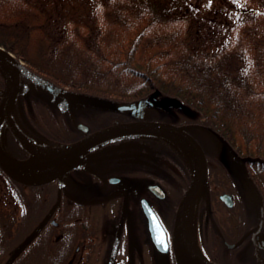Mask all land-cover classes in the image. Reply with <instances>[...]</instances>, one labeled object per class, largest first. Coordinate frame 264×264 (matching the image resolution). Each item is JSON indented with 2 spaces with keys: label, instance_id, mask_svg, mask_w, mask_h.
I'll use <instances>...</instances> for the list:
<instances>
[{
  "label": "trees",
  "instance_id": "16d2710c",
  "mask_svg": "<svg viewBox=\"0 0 264 264\" xmlns=\"http://www.w3.org/2000/svg\"><path fill=\"white\" fill-rule=\"evenodd\" d=\"M172 10L164 0H0V47L54 86L125 104L157 93L196 110L197 124L245 158L262 205L257 221L243 220L241 211L237 216L244 229L257 222L264 234V0H218L206 13L191 8L174 16L186 11ZM3 84L0 73V89ZM13 109L37 144L80 139L56 109L37 100L22 99ZM95 112L89 131L134 120L131 112ZM127 138L162 142L170 150H159L164 160L176 163L178 156L184 163L178 148L162 137L107 142ZM203 211L200 220L211 222L210 205ZM217 236L212 231L208 239L221 240ZM205 257L214 260L208 252Z\"/></svg>",
  "mask_w": 264,
  "mask_h": 264
},
{
  "label": "flooded vegetation",
  "instance_id": "af4514ba",
  "mask_svg": "<svg viewBox=\"0 0 264 264\" xmlns=\"http://www.w3.org/2000/svg\"><path fill=\"white\" fill-rule=\"evenodd\" d=\"M10 116L22 137L26 140L34 138L29 125L21 119L18 110L13 109ZM77 130L81 134L79 138L92 132L89 131V126L87 132ZM137 139L143 138L102 142L92 146L83 153L88 158L87 162L75 170L91 175L90 169L93 164L96 165L95 161L107 168L108 158L113 157L108 154L107 147L116 143L130 146L127 142ZM158 146L160 149L169 148L162 142H159ZM0 147L15 158H28V153L21 147L4 120L0 124ZM158 148L155 147L151 151L153 156L128 153L114 160L112 164L124 169V187L120 191L110 190L105 197L98 200L99 202H90L91 204L78 200L77 196L69 193L64 184H58V181L28 186L13 181L0 170V264H147V250L167 264H177L175 251L182 255L185 251L181 249L180 236L174 238L175 217L179 201L190 183V174L187 163L180 162L178 156H173L176 163L164 160L159 155ZM136 149L139 148L132 147L131 152ZM215 175V172L210 174L207 163L205 185L208 187V197L203 198L205 200L201 206L199 203L196 208V201L193 207L191 237L194 249L204 257L205 252H208L214 260L221 258L247 264H264V234L257 229L259 224L255 222L246 225L245 229L242 227V221L237 219L238 214L235 213L233 194L223 186L217 192L216 202L223 212L229 215H221L224 225L218 224L214 210L208 204L215 201L211 197L212 187L218 188L221 184ZM90 177L94 181V176ZM65 178L64 175L63 180ZM107 178H111L110 175ZM116 178V181L109 180V183H118L121 176L117 175ZM95 184L101 187V179ZM154 185L162 190V196L149 189ZM221 194L230 195L231 207L221 202ZM119 195L123 201L112 198ZM82 198L86 199L84 196ZM142 200L148 202L164 232L166 244H161L159 248L150 237L141 207ZM104 202L107 210L105 222L100 221L96 213V207ZM209 205L212 209V221L194 222L195 210L200 218L203 209ZM230 209L233 211H229ZM119 212L123 216V228L120 230L108 220V216L116 218ZM206 231L207 237L202 238L201 234ZM212 231L219 232L216 238L221 240H209ZM104 236L106 241L103 240ZM247 245L253 249L250 259L241 257Z\"/></svg>",
  "mask_w": 264,
  "mask_h": 264
},
{
  "label": "rangeland",
  "instance_id": "374dc122",
  "mask_svg": "<svg viewBox=\"0 0 264 264\" xmlns=\"http://www.w3.org/2000/svg\"><path fill=\"white\" fill-rule=\"evenodd\" d=\"M164 1L167 4L168 9H173L172 12H174L176 9H181V7H183V10L185 9L186 12L173 13L174 16L178 14L184 15L187 12H190L189 9L191 8L200 9L202 12L208 11L209 9H212L215 6L216 2H218V0H204L198 2L195 0ZM88 11L89 8L84 6L83 13H86ZM71 13L72 11H70V14ZM27 85V88L20 91L17 97V101H20L22 99L37 100L45 106H48L52 109H56L59 112L56 113L58 115L57 117H60L61 115L62 117L67 119L70 128H76L77 125H83L88 127L92 123H94V121H96V119H94V114H96L97 112L93 111L94 107L81 103H73L64 99H58L48 94L44 90L32 86L29 83ZM153 95L158 94L150 93L149 96L146 97V99L134 106L136 107L135 110L132 111V116L134 117V120L165 123L187 129V133L197 142L198 145H200L202 151L207 157V163L210 174H213L215 172V176L218 178L219 183H221V186L219 185L218 188L212 187V192L217 193L219 190H221L220 188H222V186L223 188L230 190L234 197V203L236 204L235 213L240 214L242 212L244 217L243 220L247 218L248 221H257L259 218V211L261 210L262 205L261 195L257 190L254 182L249 177L245 158L241 157V155H237L221 136L210 131V129L204 126L197 124L196 121L199 119L200 116L196 110L181 104L179 101L174 100L173 98L156 97ZM130 105H135V103H132ZM127 143L130 144V146L127 144L118 145L116 143L114 145L111 144L109 147L106 148L108 154H111L113 156L112 158H108L107 162H109V164L107 168L102 167V165H100V163L98 164V161H95L96 159H94L96 165L93 164L90 169L92 173L91 175L94 176V181L90 177L91 175L83 174L78 170H75L76 167H79L81 164L87 162L88 158L85 154H83L75 158L73 162L67 166L66 171L63 173L66 178L65 180L61 181V177L60 183H62V185L64 184L69 193H72L75 197L77 196L76 198L78 200H84V202L87 203H94V201L101 200L103 197H105V195H107L110 190L114 191L117 189V191H120L125 184V180L123 178L124 175L122 174L124 169H122V167L116 166V164H112V162L114 160L116 161V159H119V157L121 156L128 155V153H135L134 155L143 154L145 156H153L151 151H153L155 147H159V142L149 139L130 140ZM131 146L138 147L139 149H136L134 150V152H131ZM165 149L168 150V148ZM168 151L170 152V150ZM185 163L186 161L184 159L183 164ZM187 165L188 171L191 172L193 167L192 163L187 162L186 166ZM94 172L96 173V175H94ZM109 175L111 178L117 177L118 175L121 176V179L118 183L111 184L109 183L110 178H107ZM98 179H101V187H98L95 184ZM83 196L86 199L82 198ZM205 197H208V187L206 185L198 196L199 201L197 200L198 202L196 203V208L198 207L199 203L200 206L202 205L205 200L203 198ZM112 198H115V200L122 199V196H113ZM216 198L217 195L213 197L215 201H208L209 203H207L210 204L213 208L214 215L217 218L218 224L222 223L224 225V219H221V215L226 216V214H229L225 213V211L223 212V209L219 207L218 203L216 202ZM105 206L106 205L104 202L101 203L98 207H96L97 216L99 220L103 222L107 221V210ZM193 207L191 213H193ZM194 214V222L200 220L198 212L196 210ZM237 219L239 218L237 217ZM108 220L110 223H114L119 228V230L123 228V216L120 214V212L118 213V215H116V218L108 216ZM257 229L261 232L260 225H258ZM103 240L106 241L105 236L103 237ZM252 250V246L247 245L246 248L243 250L241 257L250 259L253 254ZM146 256L147 264H167V262H165L163 259L159 258L157 255L151 253L148 250L146 251ZM243 258L241 259L242 261Z\"/></svg>",
  "mask_w": 264,
  "mask_h": 264
},
{
  "label": "water",
  "instance_id": "95a60500",
  "mask_svg": "<svg viewBox=\"0 0 264 264\" xmlns=\"http://www.w3.org/2000/svg\"><path fill=\"white\" fill-rule=\"evenodd\" d=\"M0 63L3 67V70L0 68V72L4 78V87L3 89H0V116L7 114L11 101L18 92V89L23 85V78L27 79L42 90L73 103H81L84 105L105 108L118 112H131L135 110L136 107L134 106L139 103H135V105H127L86 94L74 93L53 86L43 78L31 73L24 66H22L20 60H16L9 52L5 51L1 47ZM9 126L15 137L22 144L23 148L29 152L31 158L26 160H12L0 152V170L13 181L28 186L44 184L54 179H58L60 182L67 166L71 164L80 153L109 138L128 134L148 133L157 134L171 139L167 136L169 135L185 142L194 149L196 157L195 163L192 165L190 183L180 199L175 217L174 238L176 239L181 235V225L186 209L191 202L193 203L197 193L203 185L206 174L205 155L197 142L184 132V128L156 122L118 123L95 131L76 142L64 146L54 148L38 147L49 151L55 150L47 158L39 159L40 155H37L32 147L27 145V143H24V140L18 136L10 124ZM78 128L84 132L88 130L87 127H84L83 125H78ZM11 167H14V169L17 168L18 172L14 171ZM19 171L21 173H19ZM110 180L114 181L116 179L113 178ZM149 189L153 191L154 194L162 196V190L158 186H150ZM220 200L228 207L232 205L230 196L227 194L221 195ZM141 207L147 220L148 230L152 241L158 248L161 244L165 245L166 242L164 232L148 202L146 200H142ZM161 250L164 251L165 249ZM175 259L177 264H214L203 257H200V259H194L189 256L179 254L176 251Z\"/></svg>",
  "mask_w": 264,
  "mask_h": 264
},
{
  "label": "bare ground",
  "instance_id": "6f19581e",
  "mask_svg": "<svg viewBox=\"0 0 264 264\" xmlns=\"http://www.w3.org/2000/svg\"><path fill=\"white\" fill-rule=\"evenodd\" d=\"M0 68L3 70V67L0 63ZM172 140L176 141V143L183 149V151L185 152V154L187 155V157L189 158L190 162L192 163V165H194L195 163V151L192 147H190L188 144H186L185 142L181 141L180 139H177L175 137L169 136ZM30 147H32V149H34V151L37 153V155L39 154L41 158H47L48 156H50L55 150L49 151L47 149H43V148H38L34 145H30L28 144ZM8 161V160H7ZM12 169H14V167H11ZM19 170V169H18ZM14 171H17V168L14 169ZM18 172V171H17ZM19 173H21L19 171ZM191 205L192 202L188 205L186 212L184 214L183 220H182V225H181V249L183 250V254L186 256H189L191 258L194 259H200V255L199 253L194 249L193 244H192V240L190 238V227H191Z\"/></svg>",
  "mask_w": 264,
  "mask_h": 264
}]
</instances>
